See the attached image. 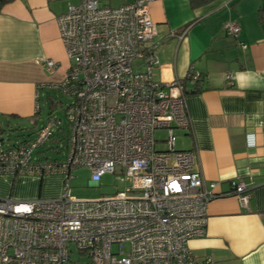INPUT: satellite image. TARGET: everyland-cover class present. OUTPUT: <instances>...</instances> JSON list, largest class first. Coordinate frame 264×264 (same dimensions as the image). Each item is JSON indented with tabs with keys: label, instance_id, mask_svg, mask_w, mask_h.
I'll use <instances>...</instances> for the list:
<instances>
[{
	"label": "built area",
	"instance_id": "built-area-1",
	"mask_svg": "<svg viewBox=\"0 0 264 264\" xmlns=\"http://www.w3.org/2000/svg\"><path fill=\"white\" fill-rule=\"evenodd\" d=\"M150 1L76 0L56 17L70 61L51 85L71 98L64 107L66 158L32 161L33 150L62 130L60 118L48 116L28 140L7 143L0 136V174H61V193L0 196V264L198 263L187 242L205 234L207 203L220 194L216 182H204L194 152L175 147V129L190 121L182 81L151 76L158 61ZM224 29L236 35L239 26L226 22ZM42 64L48 72L57 67L48 58ZM198 75L189 70L186 77ZM156 129L164 136L157 138ZM78 166L97 185L106 173L127 184L112 194L75 198L70 180ZM230 186L245 206L246 183L234 178ZM201 263L212 264L209 257Z\"/></svg>",
	"mask_w": 264,
	"mask_h": 264
},
{
	"label": "crops",
	"instance_id": "crops-1",
	"mask_svg": "<svg viewBox=\"0 0 264 264\" xmlns=\"http://www.w3.org/2000/svg\"><path fill=\"white\" fill-rule=\"evenodd\" d=\"M69 2L7 0L0 8V116L34 117L28 139L46 118L38 119L40 107L35 111L40 90L54 89L70 64L56 23ZM148 10L157 29L152 78L182 81L189 70L200 75V90L185 95L190 123L175 129V147L194 152L204 182H216L220 195L207 203L205 234L190 238L188 247L197 264L206 257L212 264H264V0H211L197 7L189 0H152ZM226 22L239 26L236 35L226 32ZM181 30V38L170 35ZM45 58L57 62L53 72L42 64ZM61 131L51 139L59 140ZM52 175L61 174H0V196L29 198L32 183ZM234 178L247 185L245 206L231 192Z\"/></svg>",
	"mask_w": 264,
	"mask_h": 264
},
{
	"label": "rangeland",
	"instance_id": "rangeland-1",
	"mask_svg": "<svg viewBox=\"0 0 264 264\" xmlns=\"http://www.w3.org/2000/svg\"><path fill=\"white\" fill-rule=\"evenodd\" d=\"M76 0H73L75 2ZM113 0H99L103 4H109ZM52 99V102H50ZM71 101L69 96L61 94L56 89L40 90L39 107L40 114L38 119H44L47 116L60 118L62 123V131L59 133L60 139H50L41 146L35 148L32 153V161L43 159H59L63 160L67 155V130L68 124L65 117V105ZM33 118L15 119L8 117L7 119L0 116V136L5 138L7 143L27 140L33 133ZM163 129H156L154 134L157 138L164 136ZM162 143L157 144V147H162ZM70 180V194L78 199L94 198L99 195L112 194L117 190H123L126 182L120 180L116 175L106 173L101 178L100 185H97L90 178V170L84 166L75 167L72 171ZM61 175H52L49 179H43L39 185L38 181L32 183L34 193L26 200L40 197L57 196L61 192L62 180ZM14 187V182L11 185ZM14 188H12L13 190ZM39 191V192H38ZM54 193V194H53Z\"/></svg>",
	"mask_w": 264,
	"mask_h": 264
},
{
	"label": "trees",
	"instance_id": "trees-1",
	"mask_svg": "<svg viewBox=\"0 0 264 264\" xmlns=\"http://www.w3.org/2000/svg\"><path fill=\"white\" fill-rule=\"evenodd\" d=\"M7 0H0V8L2 7V5L6 2ZM211 0H189L190 2V5L192 7H197L199 5H202V4H205V3H208L210 2ZM200 79V75H198V77L195 79V80H191L189 77H186L184 78V80H182V84H183V87H184V93L185 95L189 92H198L200 90V88H198L197 86V82L198 80ZM187 81L191 82L192 83V88L190 89H187ZM50 102H52V99H50ZM1 131V129H0Z\"/></svg>",
	"mask_w": 264,
	"mask_h": 264
}]
</instances>
